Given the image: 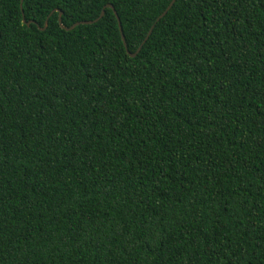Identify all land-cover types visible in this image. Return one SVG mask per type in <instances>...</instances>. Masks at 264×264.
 Returning a JSON list of instances; mask_svg holds the SVG:
<instances>
[{"label": "trees", "instance_id": "obj_1", "mask_svg": "<svg viewBox=\"0 0 264 264\" xmlns=\"http://www.w3.org/2000/svg\"><path fill=\"white\" fill-rule=\"evenodd\" d=\"M171 1L0 0V264H264V0Z\"/></svg>", "mask_w": 264, "mask_h": 264}, {"label": "water", "instance_id": "obj_2", "mask_svg": "<svg viewBox=\"0 0 264 264\" xmlns=\"http://www.w3.org/2000/svg\"><path fill=\"white\" fill-rule=\"evenodd\" d=\"M175 1H176V0H172V1L170 2V4L168 5V7L166 8V10H165V11H164V12H163V13L157 18L156 21H159L161 18H163V17L166 15V13L171 9V7L173 6V4H174ZM22 2H23V0H21V3H20L21 11H22ZM107 7H108V8H111V9L113 10V7H112V6L108 5ZM58 12H59V18H58L59 25H60V27H61L62 29H65V30H72L73 28H75L76 26H78V25H80V24H86V25H88V24H93V23L99 21V20L102 18L103 14H104V11H102V12L100 13V16H99L97 19L93 20V21L79 22V23H75V24H73V25H72L71 27H69V28H65V27H63L62 24H61V15H62V13H61V11H59V10H58ZM113 12H114V15H115V17H116V19H117V22H118V27H119V31H120V34H121V39H122V41H123V44H124L125 48H127V46H126V42H125V39H124V35H123V33H122V28H121L120 20H119V18H118L117 13H116L114 10H113ZM22 15H23V11H22ZM23 23H25L27 26H29V25L31 24V22H26V20L24 19V16H23ZM46 26H47V21L45 22V24H44V28H43L42 30H44V29L46 28ZM152 29H153V27L149 30V32H148L147 36L145 37L143 43H145V41L148 39L149 35H150L151 32H152ZM140 49H141V46L137 49V51H136L134 54H130V53H129V56H131V57H135V56L139 53Z\"/></svg>", "mask_w": 264, "mask_h": 264}]
</instances>
